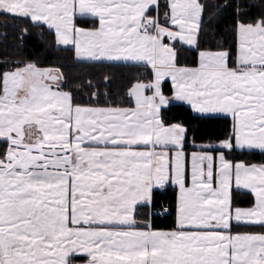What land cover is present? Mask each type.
<instances>
[{
    "label": "snow or ice",
    "instance_id": "1",
    "mask_svg": "<svg viewBox=\"0 0 264 264\" xmlns=\"http://www.w3.org/2000/svg\"><path fill=\"white\" fill-rule=\"evenodd\" d=\"M231 6L0 0L27 22L18 47L36 28L77 63L150 71L121 106L108 75L72 85L61 66L0 60V264H264V161L237 158L264 157V11L248 19L237 5L234 45L207 47L205 25ZM178 103L231 123L197 143L196 125L164 115ZM240 190L250 206H237Z\"/></svg>",
    "mask_w": 264,
    "mask_h": 264
},
{
    "label": "trees",
    "instance_id": "2",
    "mask_svg": "<svg viewBox=\"0 0 264 264\" xmlns=\"http://www.w3.org/2000/svg\"><path fill=\"white\" fill-rule=\"evenodd\" d=\"M225 2L232 5L226 9H221L219 13L211 18V22L205 25L206 34L203 39L206 41V46L216 48L219 44L224 46L234 45L235 35L232 27L235 23L236 12L235 8L238 5L244 18H252L264 11V0H206L210 6L221 5ZM209 11H215L214 7H210ZM22 26H28L26 21L14 18L10 15L0 13V60L19 59L26 57L28 59L37 60L42 67L61 66L66 73L70 84L75 85L81 80L92 79L93 81L101 80L104 75H108L110 80L107 84H102L106 88L109 96L107 100L112 103H122L121 106H131L130 98L127 96V89L135 82L136 79H146L150 76V71L144 68H138L126 64H88L77 63L72 58L70 51H65L63 48L56 46L53 42L52 35L45 30L43 33L39 29L31 28L30 34L24 37L22 47H18L20 41L16 40ZM7 33V37L3 34ZM19 53V55H16ZM178 58L181 62L191 63L193 53L185 49L180 50ZM170 87V83L165 84V88ZM87 90L85 89V92ZM104 101V98H101ZM87 102V100H84ZM164 115L171 121L185 120L196 125L199 128L197 133V143L200 142L199 137H204L207 140H215L217 136H221L231 123V118H221L211 123H201L194 120L196 115L190 109V106L178 103L176 107L165 112ZM191 140V137H189ZM4 145L0 142V148ZM237 158L250 160L251 162H262V157L258 152L243 155H238ZM173 193L171 189L157 192V198L161 202L171 201ZM237 206L248 207L253 202V196L247 192L240 190L236 192ZM157 223L160 226L170 225L171 217L158 216ZM239 230H259L240 228ZM77 261H81L82 257L77 256Z\"/></svg>",
    "mask_w": 264,
    "mask_h": 264
},
{
    "label": "crops",
    "instance_id": "3",
    "mask_svg": "<svg viewBox=\"0 0 264 264\" xmlns=\"http://www.w3.org/2000/svg\"><path fill=\"white\" fill-rule=\"evenodd\" d=\"M243 191H247V190H243ZM248 192V191H247Z\"/></svg>",
    "mask_w": 264,
    "mask_h": 264
}]
</instances>
